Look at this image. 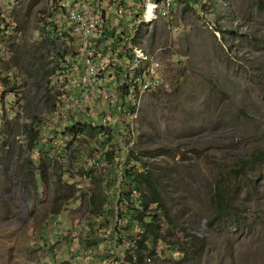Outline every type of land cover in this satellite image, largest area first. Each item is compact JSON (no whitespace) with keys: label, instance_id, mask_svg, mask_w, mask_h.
Instances as JSON below:
<instances>
[{"label":"rangeland","instance_id":"rangeland-1","mask_svg":"<svg viewBox=\"0 0 264 264\" xmlns=\"http://www.w3.org/2000/svg\"><path fill=\"white\" fill-rule=\"evenodd\" d=\"M173 1L145 34L164 47V78L128 147L146 152L137 168L154 181L162 209L147 212L163 239L145 238L134 264H264V0ZM44 3L0 0V264H126L140 235L120 214L147 192L103 155L113 136L60 133L111 109L50 69ZM217 181L229 207L214 217ZM188 235L199 247L184 257Z\"/></svg>","mask_w":264,"mask_h":264},{"label":"built area","instance_id":"built-area-1","mask_svg":"<svg viewBox=\"0 0 264 264\" xmlns=\"http://www.w3.org/2000/svg\"><path fill=\"white\" fill-rule=\"evenodd\" d=\"M171 4L174 1L45 0L40 13L41 32L51 42L50 69L59 77L70 74L71 83L89 101L95 95L111 109L100 123L112 126L121 153L118 167L134 143L133 126L144 95L157 90L164 78V47L150 43L149 48L145 34ZM75 261L80 264V256Z\"/></svg>","mask_w":264,"mask_h":264},{"label":"trees","instance_id":"trees-1","mask_svg":"<svg viewBox=\"0 0 264 264\" xmlns=\"http://www.w3.org/2000/svg\"><path fill=\"white\" fill-rule=\"evenodd\" d=\"M187 2H191V0L185 1L183 5L186 6ZM75 109L76 107L73 108V110ZM87 117L88 116H85L84 118L74 120L73 122H69L68 124H63L61 126L60 133L67 135L68 137L66 142H71L72 138H76L78 136H92L99 138L100 141H102L101 144H104L106 140L107 142L111 140L113 136L111 125H103L100 122L93 123L92 121L88 120ZM32 139L33 141H35L36 137H33ZM114 153H116V164L119 165L121 162V153L115 143L114 149L110 148L106 150L103 155L109 158L111 161V159H113L112 157L114 156ZM145 155V151H133L130 149L124 156V158H126V161H124V158L122 159V164L119 170L120 178H122V181L124 183L130 186V191H132L133 189H137V187H141L140 191H146L148 197L147 199H144L145 197L143 195V199H129L128 202H124L125 212L120 214V217H124L126 218V220L128 219L127 222L129 225H134L137 228L140 235L139 238L132 240L135 246V254L128 251V253L124 257V262L126 264H134L135 261L139 262L141 260L138 250L140 248H145V238L150 237L153 241L163 239V236L160 232L161 227L159 224V220L156 218L155 214L147 212L149 203L158 205V209H162L160 208V199L155 188L154 181L150 178V175L144 171V165L140 167V169L137 168V165L142 163L141 157ZM223 195L224 191L221 190L220 183L218 181L215 182L214 192L212 196L213 204L216 208V212L213 214L214 217L222 215L229 207L224 200ZM135 202L138 203V206H135ZM126 213L127 215H129L128 217L126 216ZM164 217L169 219L165 214ZM197 244L198 242L196 241L195 237L193 235H188V238L187 240H185L184 244H182V246L176 248L175 250L180 251L184 257H187L188 253H190L189 255H191L195 251V249L199 247L197 246ZM132 246L133 244L131 245V247ZM150 253L152 252H149V256Z\"/></svg>","mask_w":264,"mask_h":264},{"label":"bare ground","instance_id":"bare-ground-1","mask_svg":"<svg viewBox=\"0 0 264 264\" xmlns=\"http://www.w3.org/2000/svg\"><path fill=\"white\" fill-rule=\"evenodd\" d=\"M261 238V237H260ZM250 243V242H248ZM251 244V243H250ZM255 247V246H254ZM258 249H261L263 252H264V239H261L259 242H258ZM263 256V263H264V253L262 254ZM255 258V257H254ZM251 261V260H250ZM249 262V261H248ZM251 263V262H250Z\"/></svg>","mask_w":264,"mask_h":264}]
</instances>
